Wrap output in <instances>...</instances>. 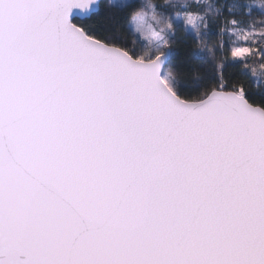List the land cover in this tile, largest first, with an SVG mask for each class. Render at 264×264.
Segmentation results:
<instances>
[{"label":"snow or ice","instance_id":"6c2138e0","mask_svg":"<svg viewBox=\"0 0 264 264\" xmlns=\"http://www.w3.org/2000/svg\"><path fill=\"white\" fill-rule=\"evenodd\" d=\"M0 264H264V0H0Z\"/></svg>","mask_w":264,"mask_h":264},{"label":"water","instance_id":"95a60500","mask_svg":"<svg viewBox=\"0 0 264 264\" xmlns=\"http://www.w3.org/2000/svg\"><path fill=\"white\" fill-rule=\"evenodd\" d=\"M73 12H74V13H75V12H78V10L74 9Z\"/></svg>","mask_w":264,"mask_h":264}]
</instances>
